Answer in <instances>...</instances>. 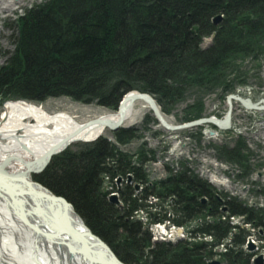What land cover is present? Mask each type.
<instances>
[{
    "label": "rangeland",
    "instance_id": "rangeland-1",
    "mask_svg": "<svg viewBox=\"0 0 264 264\" xmlns=\"http://www.w3.org/2000/svg\"><path fill=\"white\" fill-rule=\"evenodd\" d=\"M57 1L0 0V72L7 69L15 57L22 68L28 51L40 53L38 49L48 44L47 40L38 42L34 34L38 26L32 25L35 14L54 6ZM59 1L60 6L64 5L63 0ZM221 18L222 15L213 22L216 24ZM58 25L61 32L68 28L65 19ZM211 41V37L204 38L201 47L205 48ZM12 72L17 76L16 70ZM221 80L199 98L186 96L175 102L160 103L151 93L130 90L121 93L118 102L111 106L104 103H111L113 97L103 91L85 99L56 92L44 94L40 100H28L10 90L0 93V112L7 101H26L40 104L51 113L67 112L85 122L101 114L118 113L119 104L128 93L149 94L164 121L175 129L165 127L147 103L136 100L133 104L143 103L145 107L133 123L122 121L114 130L107 127L105 133L94 140L66 145L50 156L41 171L31 175L33 183L62 197L81 219L73 204L49 189L42 176L52 172L56 173L54 175H79L94 152H114L117 161L104 154L98 162L101 171L95 191L102 202L111 206L115 214L113 219L118 215L125 220L129 214L128 220L139 225L136 240L143 233L149 235L150 245L144 248L149 258L157 244L191 246L204 243L210 249L206 264H241L233 253H239L247 264H264V47H257L246 57L241 56L232 73ZM103 99L106 102H102ZM248 101L256 107H248ZM228 110L229 125L225 126L223 121ZM189 177L204 184L216 197L217 204L210 211L207 196L197 195L200 212L196 210L192 217L184 218L186 214L172 210L176 198L172 192L167 191L165 195L157 192L172 183L175 185L178 178L180 182L181 178ZM228 201L240 203L243 211L231 212ZM180 203L186 205L188 202ZM190 208L193 209L191 203L186 205L188 212ZM217 222L225 225V232L215 239L212 232L204 229ZM118 233H122L121 230ZM115 258L125 264L116 255Z\"/></svg>",
    "mask_w": 264,
    "mask_h": 264
},
{
    "label": "trees",
    "instance_id": "trees-1",
    "mask_svg": "<svg viewBox=\"0 0 264 264\" xmlns=\"http://www.w3.org/2000/svg\"><path fill=\"white\" fill-rule=\"evenodd\" d=\"M63 3L61 7L58 0L54 6L35 14L32 26L38 28L34 34L38 42L47 40L48 44L38 49L40 53L28 51L22 68L17 57L10 61L8 68L0 72L1 94L15 90L25 99L40 100L44 94L57 92L85 99L103 91L113 97L111 103H104L108 106L115 105L121 93L130 90L151 93L160 103L186 96L199 98L232 73L241 56L264 47V0H63ZM220 15L221 20L215 24L214 19ZM61 19L66 20L68 27L64 32L58 25ZM206 37L212 41L202 48ZM15 70L17 76L12 74ZM104 154L117 161L114 152L97 151L79 175L52 172L42 176L43 182L73 204L85 225L123 263L139 264L143 259V264H206L210 249L204 243L157 244L149 253L151 258L145 255L149 235L143 233L136 240L139 225L128 220L129 214L125 220L118 215L113 219L111 206L97 196L95 186L101 171L98 162ZM175 182L157 192L165 195L169 191L176 196L174 212L178 209L186 214L184 218L192 217L201 208L197 195L207 196L208 210L215 208L216 197L196 178H181L180 182L178 178ZM180 202H188L187 206L191 203L193 209L188 212ZM227 205L233 213L244 209L235 201H228ZM204 231L212 232L218 239L225 232V225L217 222ZM233 255L241 264H247L239 253Z\"/></svg>",
    "mask_w": 264,
    "mask_h": 264
},
{
    "label": "bare ground",
    "instance_id": "bare-ground-1",
    "mask_svg": "<svg viewBox=\"0 0 264 264\" xmlns=\"http://www.w3.org/2000/svg\"><path fill=\"white\" fill-rule=\"evenodd\" d=\"M124 105L122 117L107 113L80 122L67 112H48L40 104H3L0 264H119L110 247L91 234L67 201L33 183L31 175L66 145L94 140L120 121L133 123L145 107L128 101Z\"/></svg>",
    "mask_w": 264,
    "mask_h": 264
},
{
    "label": "water",
    "instance_id": "water-1",
    "mask_svg": "<svg viewBox=\"0 0 264 264\" xmlns=\"http://www.w3.org/2000/svg\"><path fill=\"white\" fill-rule=\"evenodd\" d=\"M233 96H231L230 98H232ZM136 100H141V101H144L145 103L148 104V106L150 107V109H152V111L154 112L155 116L158 118V120L161 122V124H163L165 127L167 128H171V129H175L176 127L174 126H170L168 125L164 119L162 118L160 112H159V109L154 101V99L147 93H139V92H131V93H128L126 94L123 99L121 100L120 104H119V107H118V113L120 114V116L122 117L123 116V113L125 112V109H124V104L128 101L130 102V104H132L134 101ZM248 103V107L250 108H254L256 107V104H252L250 103L249 101L246 102ZM229 118H230V111L228 110L227 112V115L225 116V120L223 121V124L225 126H228L229 125ZM121 121L117 124H112V125H109L108 127L110 129H115L117 128L119 125H120ZM104 244V243H103ZM105 245V244H104ZM106 246V245H105ZM107 247V246H106ZM115 258V256H114ZM116 259V258H115ZM116 261L119 263V264H122L121 262H119L117 259Z\"/></svg>",
    "mask_w": 264,
    "mask_h": 264
}]
</instances>
